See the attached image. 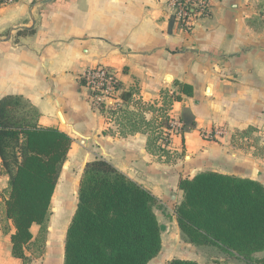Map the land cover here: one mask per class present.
I'll use <instances>...</instances> for the list:
<instances>
[{"label": "crops", "instance_id": "obj_1", "mask_svg": "<svg viewBox=\"0 0 264 264\" xmlns=\"http://www.w3.org/2000/svg\"><path fill=\"white\" fill-rule=\"evenodd\" d=\"M211 5V16L192 34L171 18L166 0L0 5V100L23 98L38 112L39 126L72 139L52 198L55 217L66 228L77 211L84 168L95 160L112 164L159 204L176 200L168 206L167 215L175 217L162 245L181 238L192 253L168 261L197 262L193 257L208 248L192 245L178 226L180 180L216 172L264 186V0H211ZM98 66L117 77L119 107L135 110L144 127L118 130L111 112L106 116L91 108L81 76ZM181 86L191 87L192 95ZM185 111L195 126L163 149V114L181 121ZM219 129L224 135L216 141L202 136ZM9 180L2 168L0 264H23L12 255L15 228L4 215ZM157 218L163 224L159 213ZM64 257L65 252L62 264Z\"/></svg>", "mask_w": 264, "mask_h": 264}, {"label": "trees", "instance_id": "obj_2", "mask_svg": "<svg viewBox=\"0 0 264 264\" xmlns=\"http://www.w3.org/2000/svg\"><path fill=\"white\" fill-rule=\"evenodd\" d=\"M181 87L192 95L191 87ZM128 97L123 95L124 100ZM38 119L23 98L0 100V159L10 179L4 215L15 228L12 255L23 264H29L27 252L36 242L33 225L40 227L39 236L47 232L52 198L72 146L68 134L39 126ZM181 121L186 131L195 126L189 111ZM179 189L184 195L177 222L192 245L216 247L248 261L264 251V186L259 182L206 172L180 180ZM158 204L154 195L109 162L87 163L66 234L64 264H148L162 249ZM167 264L198 263L173 259ZM251 264H264V258Z\"/></svg>", "mask_w": 264, "mask_h": 264}, {"label": "rangeland", "instance_id": "obj_3", "mask_svg": "<svg viewBox=\"0 0 264 264\" xmlns=\"http://www.w3.org/2000/svg\"><path fill=\"white\" fill-rule=\"evenodd\" d=\"M90 94V92H89ZM119 98V96L117 95ZM120 104H117L116 112L113 113L112 116L109 117V119L112 120L113 125L118 129L122 130L124 132L134 131L137 128L140 129L144 127L143 124H140L141 119L137 116V112L135 110H130L129 108H120ZM95 112H101L102 114L109 115L110 110L102 108L100 111ZM158 114V113H157ZM155 113V115L157 116ZM166 120V121H165ZM170 118L167 117L166 119L162 118L161 122H166L169 125ZM137 123V126H134V123ZM208 137L209 139L205 138L204 136ZM211 134V135H209ZM202 136L207 141H216L218 138H211L212 132H203ZM223 137V136H222ZM166 140L164 139L163 135L160 137L159 144L162 146L163 149H167L164 147ZM168 151V150H166ZM176 200H170L168 199L166 204H158L155 213H159L160 218L164 220L163 224L161 226L164 227V231L169 232L170 229H172V222H174L173 217L175 215H167L168 213V206L173 205ZM179 205L176 207V211L178 209ZM177 219V215H176ZM166 224V225H165ZM168 226V228L166 227ZM66 228L65 222H63L62 218L58 220L55 217L54 212V206L52 205V214L48 223L47 232L43 240H39L41 236H39L40 233V227L36 225L33 227L32 232L35 237V243L31 246L30 250L27 252L30 262L29 264H62L63 261V255H64V244H65V238H66ZM167 229V230H166ZM169 229V230H168ZM163 231V233H164ZM172 231V230H171ZM162 233V234H163ZM169 238L171 240L172 233H169ZM41 237V238H42ZM39 238V239H38ZM207 251L202 254H196L193 258L196 259L198 264H215L216 262H223V263H231V264H251L258 262L259 259L264 258V251L256 253L251 258V261H248L236 254L226 253L222 251L219 248L216 247H208L206 249ZM190 249H186V246L183 244V239L177 238L175 241V244H171L170 242H164L162 245V249L158 256L150 261L148 264H167L173 257H179V256H186L190 255Z\"/></svg>", "mask_w": 264, "mask_h": 264}, {"label": "built area", "instance_id": "obj_4", "mask_svg": "<svg viewBox=\"0 0 264 264\" xmlns=\"http://www.w3.org/2000/svg\"><path fill=\"white\" fill-rule=\"evenodd\" d=\"M17 2L19 0H0V5L9 6ZM166 7L171 18L186 34H192L197 24L201 20L209 18L212 14L211 0H166ZM81 79L90 92L89 101L93 110L100 111V109L105 108L116 111L117 104L120 103L117 97L120 88L119 81L113 73L105 67L98 66L87 70L82 74ZM183 131V122L171 117L168 128L163 135L166 140L164 147L167 148L174 137L182 135ZM223 135L224 132L219 129L212 131L211 138H218ZM204 137L209 139L206 136ZM1 169L2 165L0 163V172Z\"/></svg>", "mask_w": 264, "mask_h": 264}, {"label": "water", "instance_id": "obj_5", "mask_svg": "<svg viewBox=\"0 0 264 264\" xmlns=\"http://www.w3.org/2000/svg\"><path fill=\"white\" fill-rule=\"evenodd\" d=\"M62 121L64 122L63 118L61 117Z\"/></svg>", "mask_w": 264, "mask_h": 264}]
</instances>
